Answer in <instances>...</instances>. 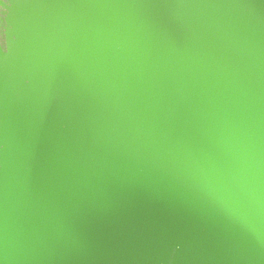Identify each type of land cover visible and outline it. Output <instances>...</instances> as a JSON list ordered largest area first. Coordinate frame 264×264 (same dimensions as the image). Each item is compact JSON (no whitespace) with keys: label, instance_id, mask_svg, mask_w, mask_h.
Returning a JSON list of instances; mask_svg holds the SVG:
<instances>
[{"label":"water","instance_id":"1","mask_svg":"<svg viewBox=\"0 0 264 264\" xmlns=\"http://www.w3.org/2000/svg\"><path fill=\"white\" fill-rule=\"evenodd\" d=\"M0 7V264H264V0Z\"/></svg>","mask_w":264,"mask_h":264},{"label":"flooded vegetation","instance_id":"2","mask_svg":"<svg viewBox=\"0 0 264 264\" xmlns=\"http://www.w3.org/2000/svg\"><path fill=\"white\" fill-rule=\"evenodd\" d=\"M6 11V9L4 7H0V16L4 17V12Z\"/></svg>","mask_w":264,"mask_h":264}]
</instances>
